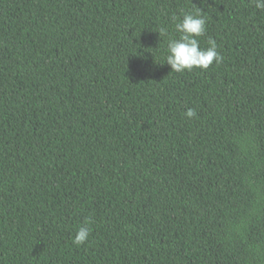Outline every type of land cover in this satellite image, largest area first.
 <instances>
[{
    "label": "trees",
    "instance_id": "obj_1",
    "mask_svg": "<svg viewBox=\"0 0 264 264\" xmlns=\"http://www.w3.org/2000/svg\"><path fill=\"white\" fill-rule=\"evenodd\" d=\"M196 9L223 60L177 73ZM0 264H264V10L0 0Z\"/></svg>",
    "mask_w": 264,
    "mask_h": 264
},
{
    "label": "clouds",
    "instance_id": "obj_2",
    "mask_svg": "<svg viewBox=\"0 0 264 264\" xmlns=\"http://www.w3.org/2000/svg\"><path fill=\"white\" fill-rule=\"evenodd\" d=\"M255 7L264 10V0H253ZM174 19H177L174 17ZM175 30L178 32L179 38H169L167 41V53L165 56L166 63L171 67L172 71L182 73L184 71L191 72L194 69L207 70L215 61L219 64L223 57L217 50L215 40L209 38L208 47L202 48L199 39L204 36L206 28V18L202 15L200 9H196L190 13L182 14V19H177ZM167 29L161 28L159 36H166ZM188 118L196 116L195 109L189 108L185 113ZM92 220L89 218L77 229L73 238V244L84 245L91 234L90 225Z\"/></svg>",
    "mask_w": 264,
    "mask_h": 264
}]
</instances>
